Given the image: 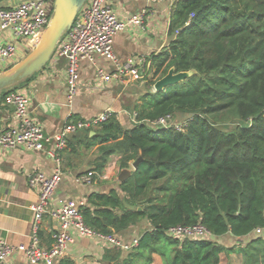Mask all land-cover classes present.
Returning <instances> with one entry per match:
<instances>
[{
  "label": "trees",
  "instance_id": "trees-1",
  "mask_svg": "<svg viewBox=\"0 0 264 264\" xmlns=\"http://www.w3.org/2000/svg\"><path fill=\"white\" fill-rule=\"evenodd\" d=\"M169 35V47L152 62L157 79L171 68L195 74L141 93L131 129L112 115L88 136V146L100 145L97 173L113 154L121 156V169L142 160L119 192L93 194L80 211L104 235L147 219L151 229L137 246L140 255L149 254L146 264L151 254L165 257L164 264H219L224 252L241 255L243 264H264V237H251L264 229V0H177ZM167 116L188 120L185 131L153 126ZM222 122L232 123V131H223ZM198 224L212 238L180 241L167 234ZM223 236L249 240L227 248L214 240Z\"/></svg>",
  "mask_w": 264,
  "mask_h": 264
},
{
  "label": "crops",
  "instance_id": "crops-1",
  "mask_svg": "<svg viewBox=\"0 0 264 264\" xmlns=\"http://www.w3.org/2000/svg\"><path fill=\"white\" fill-rule=\"evenodd\" d=\"M20 1V0H19ZM177 0L163 2H147V0H111V5L122 18L143 15L141 25H132L127 31L117 34L114 38V52L120 63L146 59L149 63V75L146 80L129 79L124 83L112 81L100 84L97 80V70L110 73L115 71V65L105 57L96 56L94 61L83 60L79 64L80 89L69 102L66 83V59H53L40 73L33 76L20 90L26 91L30 97L29 109L32 116L44 127L47 137H53L62 131L68 120L91 122L110 109L125 129H131L137 122L134 106L139 101L141 93L154 89L159 75H155L152 64L154 57L167 49L171 42L169 35L172 8ZM2 6H8L10 1L3 0ZM148 81V82H147ZM154 84L148 85L147 83ZM14 106L6 102V96L0 94V126L15 125L13 119ZM101 126L80 129L68 137V147L62 152L63 178L54 195L53 205L61 201H71L76 205L88 207V198L93 194H109L112 190L120 191L118 176L121 172V156L113 154L109 157L103 171L97 173L95 163L98 159L99 144L88 146V136L94 137ZM46 149L53 142L45 144ZM116 161L118 167L107 171L108 178H103L109 162ZM130 162V168H132ZM56 169V163L45 152H34L21 146L13 150L0 148V240L11 245H29L31 242L33 210L32 206L39 200L38 192L29 185V178L35 172L51 175ZM95 171L97 175L91 184L78 183L75 176ZM134 173V172H133ZM139 209V208H138ZM60 229V224L46 215L40 237L46 248L53 244V235ZM151 229L147 219L141 220L136 226L117 234L125 241L140 240L142 235ZM225 236L214 238L223 240ZM237 240L232 236H226ZM212 238V237H211ZM218 242V241H217ZM115 254H119V257ZM149 254L137 247L129 252L110 251L97 242L75 237L68 247L64 259L76 264H144ZM165 257L151 254L147 264H164ZM7 264H28L23 252L13 254ZM146 264V263H145Z\"/></svg>",
  "mask_w": 264,
  "mask_h": 264
},
{
  "label": "built area",
  "instance_id": "built-area-1",
  "mask_svg": "<svg viewBox=\"0 0 264 264\" xmlns=\"http://www.w3.org/2000/svg\"><path fill=\"white\" fill-rule=\"evenodd\" d=\"M164 0H147V2H163ZM55 0H20L14 5L0 6V73L10 69L21 61L39 42L42 34L50 24L54 12ZM143 15L122 18L111 5V0H87L79 12L72 28L62 37L53 59H66V83L69 102L80 89L79 64L83 60L94 61L96 56L105 57L115 65V71L107 73L97 70L100 84L112 81L124 83L129 79L146 80L149 75V63L144 58L138 61L120 63L114 52V38L127 31L132 25H141ZM6 102L14 106L13 119L15 125L0 126V148L13 150L25 147L34 152H45L56 163L55 171L47 176L43 172H35L29 178V185L38 192L39 200L32 206L33 220L31 242L29 245H11L0 240V260L7 263L17 252L25 253L28 264H59L65 258L68 247L75 237H85L97 242L105 249H120L129 252L139 245V240L125 241L117 234L104 235L88 226L81 213V207L71 201H61L53 205L54 195L63 178L62 152L68 147V137L80 129L101 126L112 115L110 109L91 122L70 119L61 132L47 137L44 127L36 120L29 109L30 97L26 91L16 89L6 95ZM137 117V114L134 117ZM188 120L176 121L167 116L154 122L153 125L165 129L174 128L178 132L185 131ZM53 142L50 149L45 144ZM118 167L116 161L109 162L103 178H108L107 171ZM97 173L88 171L75 176L82 184H91ZM49 215L60 224V229L53 235V244L46 248L42 245L40 232L43 221ZM257 231H264L258 229ZM167 234L180 241L184 239H210L211 233L201 224L168 230Z\"/></svg>",
  "mask_w": 264,
  "mask_h": 264
},
{
  "label": "water",
  "instance_id": "water-1",
  "mask_svg": "<svg viewBox=\"0 0 264 264\" xmlns=\"http://www.w3.org/2000/svg\"><path fill=\"white\" fill-rule=\"evenodd\" d=\"M3 0H0V3ZM87 0H55L54 12L50 24L42 34L39 42L16 65L0 73V92L11 89L36 74L42 72L53 60L55 50L62 37L72 28L75 18L85 6ZM195 74L194 71L176 72L169 69L160 79L156 80L154 90L164 91L170 86L183 83ZM142 160L139 157L132 168H123L118 176V181L123 183L131 178L133 172L138 169ZM141 210V208H139ZM0 264H5L0 260Z\"/></svg>",
  "mask_w": 264,
  "mask_h": 264
},
{
  "label": "rangeland",
  "instance_id": "rangeland-1",
  "mask_svg": "<svg viewBox=\"0 0 264 264\" xmlns=\"http://www.w3.org/2000/svg\"><path fill=\"white\" fill-rule=\"evenodd\" d=\"M10 1L9 5H14L19 0H7V2ZM3 2V1H2ZM2 2L0 3V6H2ZM148 82V81H147ZM150 82L147 83L150 85ZM151 90H154L153 87H151ZM176 121H184V119H175ZM154 126V125H153ZM219 127L225 131V132H230L234 128V125L230 122H222L220 123ZM264 237V231H255L251 237ZM249 238L245 239H237V240H232L229 237L227 238L226 236L224 237L223 240H217L218 244L223 245L224 247L227 248H240L244 247L245 244L248 242ZM168 252L171 254V249H168ZM144 264L146 263L145 261L143 262ZM7 264V263H6ZM219 264H243L242 262V256L239 254H226L225 252L221 254L220 256V263Z\"/></svg>",
  "mask_w": 264,
  "mask_h": 264
}]
</instances>
